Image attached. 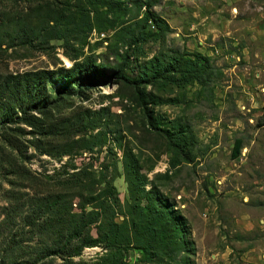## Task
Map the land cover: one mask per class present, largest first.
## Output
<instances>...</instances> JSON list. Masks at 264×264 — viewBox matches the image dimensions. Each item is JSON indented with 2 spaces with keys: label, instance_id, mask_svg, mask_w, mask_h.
<instances>
[{
  "label": "rangeland",
  "instance_id": "obj_1",
  "mask_svg": "<svg viewBox=\"0 0 264 264\" xmlns=\"http://www.w3.org/2000/svg\"><path fill=\"white\" fill-rule=\"evenodd\" d=\"M88 1L0 0V19L30 13V24L36 28L31 43H1L0 77L69 68L86 60L106 68L97 85L79 88L82 97L57 98L59 81L54 76L46 83L51 105L29 110L31 123L7 124L19 129L8 131L10 146L0 141V223L3 207L14 209L18 221L30 196L70 191L62 185L65 168L116 173L114 220L120 221L130 201L125 165L133 164L146 178L144 188H154L186 219L193 244L192 253H187L189 264H264V0H156L149 10L167 30L144 24L149 36L129 48L113 35L114 29L104 28V15L111 14H95ZM36 5L41 16L45 8L62 11L64 37L47 39L54 33L48 27L53 23H36L31 11ZM144 10L132 8L123 18L133 23ZM170 50L205 56L209 79L204 85H145L148 103L143 110L124 78L135 76L150 57ZM85 108H103L104 114L99 127L82 134L71 122ZM39 126L51 127L50 133H40ZM178 126L189 129L188 161L175 153L161 132ZM97 131L105 133L102 146L86 150L69 145L82 135L93 140L89 134ZM65 150L70 153L62 154ZM71 199L74 208L76 198ZM5 230L2 223L0 238ZM101 252L100 247L83 248L74 260L92 261ZM138 257V251L130 249L125 261L134 264Z\"/></svg>",
  "mask_w": 264,
  "mask_h": 264
},
{
  "label": "trees",
  "instance_id": "obj_2",
  "mask_svg": "<svg viewBox=\"0 0 264 264\" xmlns=\"http://www.w3.org/2000/svg\"><path fill=\"white\" fill-rule=\"evenodd\" d=\"M155 1L129 0L128 5V0H90L88 4L95 14L102 10L104 14H111L109 18L104 15V28L114 29L113 35L118 36L124 46L129 48L149 36V32L144 30V24L152 23L157 29L167 30L164 21L149 10ZM141 6H144L145 10L137 21L131 23L130 18H123L129 10H137ZM39 9V5L31 9L36 13V23H53L48 27L54 33L47 39L64 37V33L60 32L62 11H48V8H45L41 16L37 11ZM32 20L30 13L25 17L18 14L1 18L0 45L6 39L10 42L16 40L31 43L32 34L36 29L30 24ZM125 59L126 56L123 55V60ZM75 65L57 70L40 69L0 77V141L4 145H11L12 134L8 131L15 132L19 129L11 128L7 124L31 123L33 117L28 115L29 110L41 111L51 105L52 97L46 91V83L50 82L51 78L57 76L59 81L55 88L57 98L60 95L82 97V91L79 89L81 86L92 88L106 75V68L101 64H94L91 60ZM120 70L118 67L117 72ZM209 75V63L205 56L198 52L184 54L170 50L150 57L135 76L124 79L131 84L136 99L142 109L146 110L148 102L145 85L156 81L175 85L189 82L204 85ZM260 110V124L263 125L264 101ZM16 111L20 115L17 116ZM103 111V108H85L75 116L71 125H75L73 128H76V131L86 134L99 127ZM39 127L40 133H50L51 127ZM188 130L185 126L174 127V130H161L175 153L181 154L187 161L190 159L187 155L191 145L190 134H185ZM89 137L93 140L82 135L72 139L69 145L88 150L92 149L93 145L102 146L105 141V133L100 131L94 135L89 134ZM99 138L101 139L98 142L95 141ZM237 150L238 141L233 148V156ZM68 153V150L62 152ZM70 166L75 168L73 164ZM63 172L67 176L62 185L66 184L71 192L57 190L51 194L30 196L25 210L18 214V221L14 218V209L3 207L4 217L0 225L3 223L8 230H5L6 233L1 234L0 238V264H21L19 257L26 259L23 264H127L125 257L130 249H136L139 254L134 264H189L187 253H192L193 244L188 237L186 219L154 188H144L146 178L138 172L137 165H125L124 177L130 201L124 204L125 210L122 211L120 221L114 220L117 200L112 181L116 173L107 175L101 171L85 169L67 172L66 168ZM73 196L76 198L74 208L71 205ZM30 243L32 246H28ZM89 247H100L102 252L92 261L74 260L83 248Z\"/></svg>",
  "mask_w": 264,
  "mask_h": 264
}]
</instances>
